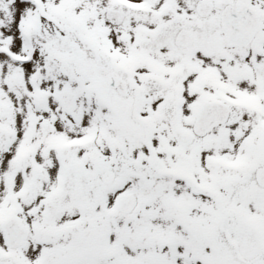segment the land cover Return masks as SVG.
Wrapping results in <instances>:
<instances>
[{"label":"snow or ice","instance_id":"6c2138e0","mask_svg":"<svg viewBox=\"0 0 264 264\" xmlns=\"http://www.w3.org/2000/svg\"><path fill=\"white\" fill-rule=\"evenodd\" d=\"M0 264H264V0H0Z\"/></svg>","mask_w":264,"mask_h":264}]
</instances>
